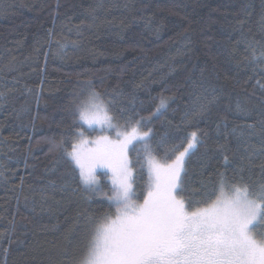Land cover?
<instances>
[{"label":"trees","instance_id":"1","mask_svg":"<svg viewBox=\"0 0 264 264\" xmlns=\"http://www.w3.org/2000/svg\"><path fill=\"white\" fill-rule=\"evenodd\" d=\"M253 41L259 56L264 0H0V264H68L83 255L92 221L114 211L105 195L111 169L96 167L101 190L88 193L63 155L73 145L86 154L104 136L100 125L91 131L86 123L77 126L83 137L73 135L72 101L89 82L115 94L117 115L134 99L136 118L151 117L141 131L152 129L161 164L175 160L165 152L185 134L204 133L182 172L185 191L178 195L186 206L193 201L189 211L206 206L195 203L202 197L194 193L211 187L218 171L231 177L243 164L246 181L260 180L264 64L250 62ZM161 95L171 98L167 110L153 116ZM161 138L166 143L158 145ZM135 153L128 157L143 165L140 201L148 174Z\"/></svg>","mask_w":264,"mask_h":264},{"label":"snow or ice","instance_id":"2","mask_svg":"<svg viewBox=\"0 0 264 264\" xmlns=\"http://www.w3.org/2000/svg\"><path fill=\"white\" fill-rule=\"evenodd\" d=\"M257 43H249L250 62L264 64V51L256 55ZM261 87L264 89V85ZM169 99L161 95L152 115H162ZM114 104V93L98 92L90 82L74 95L72 101V127L86 123L91 131L97 130L95 125H100L99 131L117 127H122L123 131L117 132L116 141L107 136L91 141L94 147L86 154L75 145L72 151L63 153L74 164L73 179L77 178L78 170L82 191H100L94 170L97 166L111 169V195H105L110 209H114L92 221L95 227L83 255L70 258L68 264H264V231H257L264 226V164L260 166L262 178L258 181L245 180L243 164L231 177L227 172L218 171V179L211 187L202 184L203 191L194 193L202 197L195 203L206 206L189 211L193 201L189 198L186 206L185 199L178 195L185 191L182 172L185 157L204 142V133L198 130L185 134L186 147L183 140L179 145L173 144L165 152V159L175 155V160L161 164L153 156L152 129L141 131L151 117L136 118L139 113L135 111L134 99L129 109H118L119 115L113 110ZM206 111L202 108L197 115ZM242 111L246 113L247 109ZM120 119L123 125L113 123ZM185 122L192 126L187 114ZM261 129L264 136V120ZM236 131L232 129L233 133ZM73 135L83 137L85 133L77 127ZM64 143L66 141L61 142L62 149ZM165 143L164 138L157 142L158 145ZM178 147H183V151L177 155ZM129 150L147 160L148 191L142 203L133 199L136 196L135 176ZM218 151L223 154L226 145H218ZM223 163L229 164L228 155H223ZM213 196L215 200H212Z\"/></svg>","mask_w":264,"mask_h":264},{"label":"rangeland","instance_id":"3","mask_svg":"<svg viewBox=\"0 0 264 264\" xmlns=\"http://www.w3.org/2000/svg\"><path fill=\"white\" fill-rule=\"evenodd\" d=\"M120 131H123V130H117V129H114V130H105V132H104V136H107V137H110L112 140H113V138L115 137V135H117V132H120ZM114 134V135H113ZM97 138H98V136H97ZM138 147H140L139 145H138ZM137 147V148H138ZM90 149H92V147L90 146V147H87V151L88 150H90ZM135 154H137V153H135ZM156 160H157V162H159L160 163V161L157 159V158H155ZM129 160L131 161V168H132V170H133V173H134V176H135V179H134V181H133V187H134V190H135V192H136V196L138 195V193H139V188L137 187V185H136V182H138V179H139V175H140V164H138L137 166L135 165V163L137 162V159L135 158V156L132 158V157H129ZM145 161V163H146V170H147V162H146V159L144 158V157H140V162H141V164H142V161ZM133 163H134V167H133ZM95 176H96V178H97V180L99 181V182H101V176H100V169H98L97 170V168H95ZM108 173V179L110 180V181H112V172H107ZM147 174H148V170H147ZM147 178H148V175H147ZM147 191H148V189H147ZM105 194H107V193H105ZM146 194H147V192H146ZM145 194V195H146ZM136 196H134L133 197V199L137 202V203H142L143 202V199L142 200H137V198H136Z\"/></svg>","mask_w":264,"mask_h":264}]
</instances>
